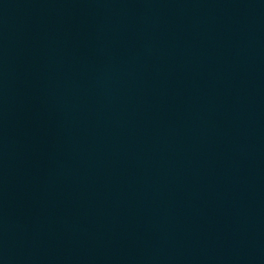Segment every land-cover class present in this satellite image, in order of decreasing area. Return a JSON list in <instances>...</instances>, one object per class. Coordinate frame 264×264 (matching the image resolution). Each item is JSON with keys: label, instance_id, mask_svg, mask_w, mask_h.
Segmentation results:
<instances>
[{"label": "water", "instance_id": "95a60500", "mask_svg": "<svg viewBox=\"0 0 264 264\" xmlns=\"http://www.w3.org/2000/svg\"><path fill=\"white\" fill-rule=\"evenodd\" d=\"M0 264H264V0H0Z\"/></svg>", "mask_w": 264, "mask_h": 264}]
</instances>
